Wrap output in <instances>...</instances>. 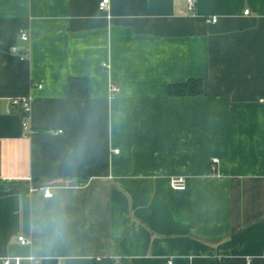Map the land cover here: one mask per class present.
<instances>
[{
	"label": "crops",
	"instance_id": "obj_1",
	"mask_svg": "<svg viewBox=\"0 0 264 264\" xmlns=\"http://www.w3.org/2000/svg\"><path fill=\"white\" fill-rule=\"evenodd\" d=\"M100 1L0 0V264H264V0Z\"/></svg>",
	"mask_w": 264,
	"mask_h": 264
},
{
	"label": "built area",
	"instance_id": "obj_2",
	"mask_svg": "<svg viewBox=\"0 0 264 264\" xmlns=\"http://www.w3.org/2000/svg\"><path fill=\"white\" fill-rule=\"evenodd\" d=\"M109 0H101L99 3V6L101 9H105L107 7V3ZM187 5L189 9H194L196 6V0H187ZM245 13H250L249 9L245 10ZM217 17H213L212 21H216ZM21 38L24 40L29 39V33L27 31H23L21 33ZM113 91L117 90L116 86H113ZM31 104H32V98L31 96H17L13 97L10 100V107L8 108V111H13V110H18L22 115H23V128L29 129V123L27 121V118L29 116L30 110H31ZM32 132V130H30ZM217 160H214V168H215V163ZM170 184L173 188L178 189V190H184L187 188V178L184 175H176L170 178ZM35 189V188H33ZM44 195L45 196H51L52 195V190L49 187L44 188ZM19 241L22 244H30L31 243V238L28 237L27 235L21 234L18 236ZM11 259L7 258L4 261V264H11ZM14 264H21V259L20 257H16ZM169 264H172V260L169 261Z\"/></svg>",
	"mask_w": 264,
	"mask_h": 264
},
{
	"label": "trees",
	"instance_id": "obj_3",
	"mask_svg": "<svg viewBox=\"0 0 264 264\" xmlns=\"http://www.w3.org/2000/svg\"><path fill=\"white\" fill-rule=\"evenodd\" d=\"M169 92L172 95L200 94L203 92V81L191 78L184 82L171 83ZM70 93L73 97H85L89 94L88 79L86 77H72L70 79ZM92 264H112L110 258L93 260Z\"/></svg>",
	"mask_w": 264,
	"mask_h": 264
}]
</instances>
